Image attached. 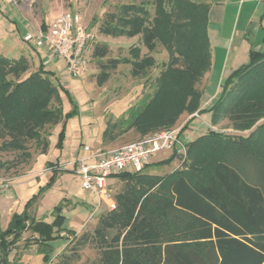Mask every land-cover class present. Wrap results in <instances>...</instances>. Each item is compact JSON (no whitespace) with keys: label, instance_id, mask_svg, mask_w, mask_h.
Masks as SVG:
<instances>
[{"label":"trees","instance_id":"trees-1","mask_svg":"<svg viewBox=\"0 0 264 264\" xmlns=\"http://www.w3.org/2000/svg\"><path fill=\"white\" fill-rule=\"evenodd\" d=\"M124 1L117 12L105 14L98 34L138 37L148 52L159 41L169 56L154 81L152 94L132 106L126 119L120 121L125 125L120 134L134 129L143 136L154 129L172 127L181 113L190 115L199 108L202 92L192 86L211 67L209 6L205 5L202 13H191L186 8L188 0H167L166 8L161 7L166 2L156 0L151 16L147 2ZM127 52L128 57L107 58V45H94L91 56L98 61V86L119 65H129L133 78L144 77L155 65L152 56H141L139 46L132 45ZM18 58L0 56L3 66L14 65L9 70L13 81L4 80L0 73V140L8 137L1 141L0 151L16 152L25 161L30 157L28 142L36 143L42 153L46 150L41 133L61 119V108L58 87L50 81L51 71L39 63L36 71L24 76L28 65L18 64L26 60ZM177 63L182 68L174 67ZM163 93L186 104L174 111L168 104L170 112H159L158 107L156 112L154 106ZM220 95L210 109L212 126L226 117L243 131L264 119V51L251 49L249 63L227 76L220 85ZM115 125L106 128L103 140L112 137ZM185 126L179 130V139ZM177 157L183 160L181 168L165 176L144 172L148 163L142 172L119 173L109 179L120 180L124 186L113 195L115 209L101 214L94 229L93 237L104 246L99 264H264V121L246 136L208 131L187 142L184 154L173 151L170 160ZM33 200L21 213H13L0 231V264H8V255L24 232L31 234L32 242L47 246L60 237L64 221L61 207H55L53 221L46 223L27 215ZM49 262L44 255L42 264Z\"/></svg>","mask_w":264,"mask_h":264},{"label":"rangeland","instance_id":"rangeland-1","mask_svg":"<svg viewBox=\"0 0 264 264\" xmlns=\"http://www.w3.org/2000/svg\"><path fill=\"white\" fill-rule=\"evenodd\" d=\"M143 1L147 2V10L153 16L157 1ZM209 1L214 2V0H188L187 12L202 13ZM126 2L124 0H0V56L14 59L25 57L26 60L18 62L28 65L24 76L36 71L39 63H42L44 68L52 73L51 83L58 87L61 108V119L51 127L46 126L41 133L47 144L43 153L34 142L26 144L30 157L25 161H22L16 152L0 151V165L3 166L0 168V231L6 228L11 215L21 213L32 199H34L32 204L26 209L29 217L51 223L56 206L61 207L60 215L64 217L60 237L48 242V246L32 242L31 234L24 232L21 240L9 253L8 264H41L44 255H47L51 264L56 262L99 264L101 248L104 246L93 237V233L100 215L107 210L105 204L98 205L96 197L82 188L80 178L75 172L78 167L77 161L82 156H89L95 150L110 153L153 132L182 128L184 125L186 126L180 138L183 145L211 130L246 136L264 121L260 119L243 131L234 128L226 117L221 118L216 126H212L210 109L221 98L220 85H223L231 72L249 63L248 52V55H244L245 59L232 70L225 61L221 68L217 67L208 74L204 73L192 86L193 90L202 92L199 108L192 110L190 115H187L186 111L181 113L174 126L154 129L143 136H139L134 129L120 134L125 126L121 125L120 121L126 119L132 106L141 104L152 94L154 81L169 60L166 49L159 41L156 43V48L148 52L141 45L138 37L112 38L98 34L97 27L105 14L117 12L118 6ZM129 2L139 3L140 0ZM166 6L167 2L162 3L161 7L166 8ZM63 12L78 14L82 26L93 35V40L87 46L89 57L87 70L72 80L62 58L52 54L46 47L36 48L34 43L25 44L22 41L27 33L33 31L31 28L39 26L44 18L51 23L53 18ZM180 21L183 22L182 19ZM229 26L228 21L224 23V35L227 34ZM256 36L257 31L253 29V37L250 35L248 39L256 44ZM207 38L208 41L215 43L218 48L217 58L222 59L225 41L223 39L214 41L208 35ZM96 44L107 45L109 50L107 58L128 57V48L132 45L139 46L141 56H152L155 65L144 77L139 78L130 75L129 65H119L110 73L108 80L98 86V61L91 56ZM251 49L253 48H249V51ZM254 50L258 51L260 47L257 45ZM175 65L174 67L182 68L181 63ZM12 68L14 65L0 64V73L4 74V80H14L9 71ZM159 99L160 102L154 106L156 112L158 107L159 112L166 113L169 110L168 104L173 111L181 109L186 104V101L164 93L159 95ZM201 109L204 111L197 115ZM113 124L116 125L112 130V137L103 140L104 131ZM3 138L2 140L8 139V137ZM85 146L90 149L89 152H83ZM179 153L182 154L183 150ZM172 156L173 151H159L150 159L149 166L144 172L165 176L175 169H180L183 160L180 157L170 160ZM166 160L169 161L168 164L158 165V162ZM54 169L61 171L56 172ZM110 182L109 189L113 197L122 190L124 184L115 179H111ZM72 232H75L74 237Z\"/></svg>","mask_w":264,"mask_h":264},{"label":"built area","instance_id":"built-area-1","mask_svg":"<svg viewBox=\"0 0 264 264\" xmlns=\"http://www.w3.org/2000/svg\"><path fill=\"white\" fill-rule=\"evenodd\" d=\"M92 40L93 35L82 26L80 16L70 12L61 13L46 27L27 33L22 38L23 43H34L36 48L46 47L52 54L62 58L71 80L87 70L89 57L86 49ZM179 130L175 128L153 132L110 153L95 150L89 156H82L77 161L75 171L82 188L96 197L98 205L105 204L107 211L114 210L115 202L108 187L109 179L119 173L142 172L150 159L161 150H177L178 153L183 150L184 154ZM89 151L85 146L83 152Z\"/></svg>","mask_w":264,"mask_h":264},{"label":"crops","instance_id":"crops-1","mask_svg":"<svg viewBox=\"0 0 264 264\" xmlns=\"http://www.w3.org/2000/svg\"><path fill=\"white\" fill-rule=\"evenodd\" d=\"M208 6L207 34L214 41L223 39L225 49L222 59H218V48L213 41H209L211 67L207 74L217 67L221 68L225 61H227L229 69L232 70L245 59L244 55H248L249 48L254 50L258 45L260 47L258 51H264V0H214V2L209 1ZM227 21L230 26L227 34L224 35L223 26ZM48 24L49 22L44 18L39 26L31 29L34 31L44 28ZM253 29L257 31L256 44L248 39L250 35L253 37ZM92 162L88 161L87 163Z\"/></svg>","mask_w":264,"mask_h":264}]
</instances>
